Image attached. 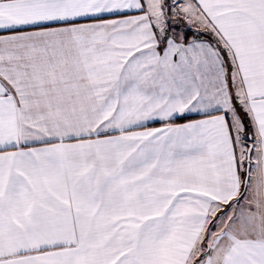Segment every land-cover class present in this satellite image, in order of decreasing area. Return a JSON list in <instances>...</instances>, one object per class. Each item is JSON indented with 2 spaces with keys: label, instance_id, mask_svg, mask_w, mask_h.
I'll list each match as a JSON object with an SVG mask.
<instances>
[{
  "label": "snow or ice",
  "instance_id": "1",
  "mask_svg": "<svg viewBox=\"0 0 264 264\" xmlns=\"http://www.w3.org/2000/svg\"><path fill=\"white\" fill-rule=\"evenodd\" d=\"M0 264H264V0H0Z\"/></svg>",
  "mask_w": 264,
  "mask_h": 264
}]
</instances>
